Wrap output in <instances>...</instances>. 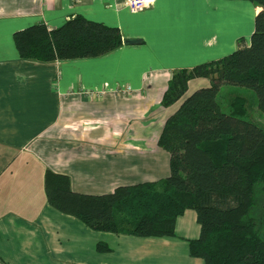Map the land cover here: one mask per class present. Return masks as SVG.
<instances>
[{
    "label": "crops",
    "instance_id": "crops-1",
    "mask_svg": "<svg viewBox=\"0 0 264 264\" xmlns=\"http://www.w3.org/2000/svg\"><path fill=\"white\" fill-rule=\"evenodd\" d=\"M258 9L250 0H155L136 12L126 0H0V264H82L81 251L120 244L138 245L140 258L158 264H204L188 252L200 231L194 210L176 218L175 236L96 231L48 204L44 173L67 175L73 191L87 194L165 178L169 153L157 144L164 122L210 84L192 78L163 106L172 71L219 59L240 38L248 43ZM76 14L136 43L76 59L19 56L15 31L57 27ZM98 241L110 250L97 252Z\"/></svg>",
    "mask_w": 264,
    "mask_h": 264
},
{
    "label": "trees",
    "instance_id": "trees-1",
    "mask_svg": "<svg viewBox=\"0 0 264 264\" xmlns=\"http://www.w3.org/2000/svg\"><path fill=\"white\" fill-rule=\"evenodd\" d=\"M250 1L259 9L248 43L240 38L219 59L172 71L163 106L179 100L192 78L210 84L187 95L164 122L157 144L169 153V174L87 194L73 191L67 175L47 169L44 190L51 207L92 230L137 237L175 236L176 218L192 209L200 231L187 241L191 256L204 264H264V238L253 216L256 187L264 183V128L245 118L242 97H233L228 112L216 99L223 84L246 87L264 114V0ZM13 39L21 58L42 62L98 56L123 42L136 43L123 39L118 27L79 14L57 27L32 24ZM95 249L110 247L98 241Z\"/></svg>",
    "mask_w": 264,
    "mask_h": 264
},
{
    "label": "rangeland",
    "instance_id": "rangeland-1",
    "mask_svg": "<svg viewBox=\"0 0 264 264\" xmlns=\"http://www.w3.org/2000/svg\"><path fill=\"white\" fill-rule=\"evenodd\" d=\"M236 95L242 97L245 101V118L256 122L260 127L264 128V114L257 107L256 94L252 89L227 84L221 85L216 95V99L221 109L224 112H228V105ZM156 188L160 189V186H156ZM255 197V204L258 208L257 213L255 215L253 214V216L257 221L258 230L264 238V183H259L257 185ZM105 235H107V240L111 242L110 240L113 238V234L105 233ZM113 247L115 249L112 252L102 254H96V252L92 249L87 250V252L81 251L78 257L85 259L82 264H100L104 262H112L114 264H158V261L154 263L149 261L147 258H140V250L138 249V245H132L131 249H128L121 244L115 245ZM81 248L86 249L85 246ZM155 251H157V249H155ZM75 256L77 257V255ZM134 256L138 257L137 260H135Z\"/></svg>",
    "mask_w": 264,
    "mask_h": 264
},
{
    "label": "built area",
    "instance_id": "built-area-1",
    "mask_svg": "<svg viewBox=\"0 0 264 264\" xmlns=\"http://www.w3.org/2000/svg\"><path fill=\"white\" fill-rule=\"evenodd\" d=\"M127 4V3H126ZM153 4H149L147 7L144 6V3H143V0H140L139 3H132V4H127V7L133 11V12H136V11H140V10H143V9H146V8H149L150 6H152Z\"/></svg>",
    "mask_w": 264,
    "mask_h": 264
},
{
    "label": "clouds",
    "instance_id": "clouds-1",
    "mask_svg": "<svg viewBox=\"0 0 264 264\" xmlns=\"http://www.w3.org/2000/svg\"><path fill=\"white\" fill-rule=\"evenodd\" d=\"M140 0H126L127 4L139 3ZM144 6L147 7L149 4H154L155 0H143Z\"/></svg>",
    "mask_w": 264,
    "mask_h": 264
}]
</instances>
